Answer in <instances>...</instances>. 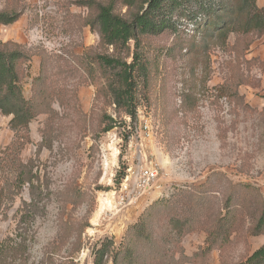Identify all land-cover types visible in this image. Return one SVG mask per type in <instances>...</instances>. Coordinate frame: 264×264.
Returning <instances> with one entry per match:
<instances>
[{
	"label": "rangeland",
	"instance_id": "374dc122",
	"mask_svg": "<svg viewBox=\"0 0 264 264\" xmlns=\"http://www.w3.org/2000/svg\"><path fill=\"white\" fill-rule=\"evenodd\" d=\"M101 3L128 19L140 8L124 0H0V11H23L15 23L0 24V42L23 44L32 54L24 65L25 97L39 86L52 99L51 110L27 130H13V115L0 109V155L20 144L19 157L34 159L44 190V209L26 229L17 228V210L30 199L28 185L0 209V243L18 241L22 232L29 247L10 264H94L104 243L112 244L105 264H115L131 227L143 222L160 250L146 264L245 261L264 245V234L253 233L264 195V34L224 40L194 33L190 14L167 6L169 25L141 37L152 60L151 88L139 91L132 118L113 103L97 62L116 53L91 26ZM141 166L159 169L145 192L137 184ZM9 168H0V188ZM229 201L236 207L230 237L196 256ZM178 216L193 222L173 227Z\"/></svg>",
	"mask_w": 264,
	"mask_h": 264
},
{
	"label": "trees",
	"instance_id": "16d2710c",
	"mask_svg": "<svg viewBox=\"0 0 264 264\" xmlns=\"http://www.w3.org/2000/svg\"><path fill=\"white\" fill-rule=\"evenodd\" d=\"M129 5H139V11L131 19L115 11L113 3L98 5L97 15L91 22L92 28L100 35L101 44L115 49L114 54L102 53L97 62L102 66L106 84L118 110L132 118L137 115V98L139 91L148 92L151 88L152 60L142 48V35L157 34L168 26L170 19L165 11L167 6L184 9L192 17L195 32H212L226 40L231 33L264 34V6L258 0H124ZM188 1L191 4L188 5ZM164 13V15H163ZM22 10L4 9L0 11V24H13L22 16ZM131 41H134L132 52ZM31 53L20 43L14 41L0 42V109L5 115H13L10 125L15 131L27 130L31 121L40 113L51 110V98L45 87L36 86L31 98H26L22 82L25 77L24 65L30 61ZM131 58V60L129 59ZM43 68V67H42ZM43 72V69H42ZM46 84L43 74L39 78ZM38 84H41L40 82ZM114 128L111 123L105 131ZM22 138H24L22 136ZM22 146L16 141L0 155V168L9 166L8 175L0 188V209L6 199L19 195L24 186H29L30 199L24 200L17 210L20 218L18 230L35 220L40 213L44 199L43 183L36 170L34 159L23 161L19 155ZM3 155V156H2ZM2 164V165H1ZM123 177V173L119 174ZM198 205L204 201H196ZM232 201L224 205L225 214L220 211L211 220V228L204 246L196 256L208 255L220 240L228 239L235 227V209ZM169 203L164 205L169 207ZM1 213V212H0ZM187 225L192 219L178 216L173 220V227ZM186 228L184 231H190ZM254 234H264V195L262 197L259 217L253 227ZM20 239L8 238L0 243V264H10L12 259L24 256L28 250L26 238L18 232ZM145 245V246H144ZM146 222L137 223L115 252V264H146L148 256L156 261L160 250ZM112 252V244L104 243L95 251L94 264H105L106 257ZM159 256V255H158ZM237 264H264V245L255 250L245 261Z\"/></svg>",
	"mask_w": 264,
	"mask_h": 264
},
{
	"label": "built area",
	"instance_id": "2783aa9c",
	"mask_svg": "<svg viewBox=\"0 0 264 264\" xmlns=\"http://www.w3.org/2000/svg\"><path fill=\"white\" fill-rule=\"evenodd\" d=\"M145 128L149 129V123L145 124ZM159 178V169L156 166H141L139 168V173L137 176V184L139 189L143 190V192L149 190L155 185V182ZM130 177L127 176L124 178L122 182V189H129V181Z\"/></svg>",
	"mask_w": 264,
	"mask_h": 264
}]
</instances>
